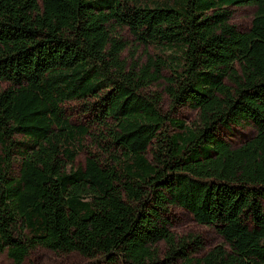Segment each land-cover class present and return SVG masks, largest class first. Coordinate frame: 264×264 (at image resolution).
I'll return each instance as SVG.
<instances>
[{
	"label": "trees",
	"instance_id": "obj_1",
	"mask_svg": "<svg viewBox=\"0 0 264 264\" xmlns=\"http://www.w3.org/2000/svg\"><path fill=\"white\" fill-rule=\"evenodd\" d=\"M247 6L242 33L230 20ZM123 30L139 57L121 59ZM160 95L195 122L164 116ZM70 102L97 112L115 167L74 166L89 131ZM241 125L253 135L238 145L217 134ZM172 207L223 243L197 257L196 238L175 242ZM35 248L96 264H264V0H0V254L24 264Z\"/></svg>",
	"mask_w": 264,
	"mask_h": 264
},
{
	"label": "rangeland",
	"instance_id": "obj_2",
	"mask_svg": "<svg viewBox=\"0 0 264 264\" xmlns=\"http://www.w3.org/2000/svg\"><path fill=\"white\" fill-rule=\"evenodd\" d=\"M256 12L254 7L233 8V14L230 24L235 26L239 32H247L250 28L251 21ZM119 38L126 44V48L121 55V59H126L132 55L139 57L143 53V47H138L133 37L127 30L120 32ZM129 62V60H128ZM147 94H160L161 90L157 87L145 91ZM161 96V95H160ZM92 102V101H91ZM86 102H70L64 105L63 110L70 121L76 125H83L88 128L89 135L83 141V148L76 158L75 167H83L87 158L95 159L103 168H112L116 166L115 157L118 155L114 146H110L108 140L103 138L104 131L99 128L95 115L97 112H85ZM160 110L162 114L169 119L181 120L186 126H191L196 120V113L187 106H175L166 96H161ZM165 129L169 134H173L174 129L166 123ZM218 136L228 141L232 145H238L244 140L251 138L253 130L251 126L241 125L232 126L230 129L220 128ZM14 174L18 171V164L15 162L12 166ZM171 222V234L174 241L180 239L196 238L201 250L196 255L202 256L206 251L223 243L216 229L211 226L197 224L192 216L182 208L172 207L169 214ZM160 259H164L167 254V246L161 242L156 246ZM0 264H8L5 254H0ZM24 264H96L92 260H87L77 254L59 255L43 248L33 249L26 258ZM101 264V263H97Z\"/></svg>",
	"mask_w": 264,
	"mask_h": 264
}]
</instances>
